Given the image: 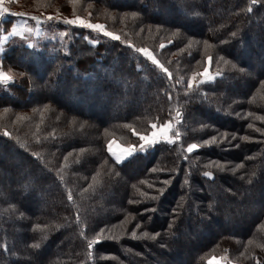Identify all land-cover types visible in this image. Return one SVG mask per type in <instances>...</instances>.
Listing matches in <instances>:
<instances>
[{
  "label": "trees",
  "instance_id": "16d2710c",
  "mask_svg": "<svg viewBox=\"0 0 264 264\" xmlns=\"http://www.w3.org/2000/svg\"><path fill=\"white\" fill-rule=\"evenodd\" d=\"M249 6L17 0L15 11L67 35L43 34L35 49L11 39L14 47L8 43L0 57L14 75L7 90L0 86V175L9 179L0 187V264H264V173H257L264 161V2L252 12ZM57 13L104 25L120 40L44 20ZM133 48L153 53L171 78ZM207 56L215 80L198 85ZM189 79L198 90L186 94ZM177 111L175 143L160 141L121 163L108 152L112 142L139 145L140 134L175 121ZM212 136L216 142L184 151ZM17 183L23 190L13 197ZM100 229L90 255L88 242ZM38 252L45 256L36 259Z\"/></svg>",
  "mask_w": 264,
  "mask_h": 264
},
{
  "label": "snow or ice",
  "instance_id": "6c2138e0",
  "mask_svg": "<svg viewBox=\"0 0 264 264\" xmlns=\"http://www.w3.org/2000/svg\"><path fill=\"white\" fill-rule=\"evenodd\" d=\"M72 2H75V0H72ZM262 2H264V0H250V6L247 8V11L252 12L251 5H255L258 3H262ZM6 12H8V9L3 7V0H0V15L4 14ZM11 15L22 16V15H25V13L13 12V13H11ZM89 15H91V13H89ZM132 15L135 16L136 13L133 12ZM31 19L35 20L38 24L42 22L40 17L33 16V17H31ZM61 19H63V23L65 25L76 26V27H80L83 29H90L92 31L102 33L104 37H109V38H111V40H120V36L114 34L113 32L107 31L105 29L104 25H101L98 23H91L89 20L82 18V17L75 15V14H74L73 18H67V17L61 18L59 13H57L55 16L48 15V16L44 17L45 21L55 20V21L59 22ZM12 29H13L12 32L9 33L10 36H15V35L23 36L24 32H31L32 31V29L27 28L25 25L20 26V31H17L16 25H13ZM66 35H67L66 32H61L60 33L61 39H63ZM232 35L234 36L235 33H232ZM84 39L89 40V37L84 36ZM5 40H6V37L0 35V43H3ZM90 43L92 45H95L98 43V40L91 39ZM169 43H171V41H169ZM205 45H206V47H210L207 44V41H205ZM128 46L133 47L130 43ZM28 47L31 48V47H33V45L29 44ZM164 47H165V44L161 43L160 48L163 49ZM133 50L135 52L142 53L147 58V60L151 61V63L153 65H155L157 68H160L161 71L167 73L169 78H171V73H169L168 70L163 67V65L157 60V58L155 57V55L153 53L149 52L146 48H133ZM211 62H212V57L207 56L206 61H205L206 67L204 68V71L199 74L200 77H202V79L198 81V85L203 84L206 81L215 80V77L209 73L208 65H210ZM225 62L227 63V61H225ZM139 67H140V65L138 64L137 68L139 69ZM241 71H243V69H241ZM258 71L264 72V64H262L260 66ZM19 75L23 76L24 73L21 72V73H19ZM13 82H14V75L11 73V69H9L8 71H5L2 63H0V86H3L5 88V90H7L8 86L10 84H12ZM193 83H194L193 79H189L187 81V86H188L189 92H186V94H190L191 91H197L198 90V85H197V89H195V90L193 89ZM261 83L264 84V81H261ZM169 100H171V96H169ZM44 107L47 108L48 106L45 105ZM176 117H177V119L175 121H171V120L166 121L162 125H159V126H157L156 124H152L151 127L153 128V131L151 132V134L150 135L149 134H140L139 140L141 143L139 145H136V146L129 145L127 148L121 149V152L123 153V155L114 153L112 150V144L111 143H109V145H108V151L113 154L117 163H121L126 157H131L137 152L146 153L148 148L154 147L157 143L160 142V140H164L170 144L175 143V139H179L180 134L178 131L174 132L173 125H174V123L179 124V121L181 118V113L179 111H177ZM249 127H251V125H249ZM258 131H259V129H258ZM218 135H219V133H218ZM224 135H227V133H225ZM2 136L8 138L9 140L12 139V134L7 129L2 131ZM173 136H175V139L173 138ZM219 138L221 140H223L224 136H219ZM233 138H235V137H233ZM244 139H250V138L244 137ZM216 141H217V136H212V137H210V139H204L200 143H189L187 145L186 149H184V151L186 153H194L195 151H197L201 147V144L207 146V145H210L211 143L216 142ZM20 147H24V145L21 144ZM185 158H187V157H185ZM65 159H67V157H65ZM240 166L241 165H238V167H240ZM221 170L223 171V168H221ZM203 175L205 177H208L209 179L212 178V173H210V172H204ZM185 182L187 183V181H185ZM163 183L168 184L169 182L167 180H165V181H163ZM159 191L162 194L164 189H160ZM142 195H144V194H142ZM68 199L70 201L72 200L71 194H69ZM152 199H156V197L153 196ZM129 203H132V201H129ZM76 219H77V223H79V221H80L79 213H77ZM136 227L139 228L140 225L137 224ZM171 227H172V224L169 223V228H171ZM103 232H104V229H100V231L96 232L95 236L91 240H89L87 247L89 249L90 255H91V252L93 250V246L95 244L99 243L100 237H101ZM81 235H84L83 230L81 231ZM132 235L133 236L136 235L135 229H133ZM141 235L147 236L148 233H141ZM158 235H159V233H155V234H153L152 238L155 239V237ZM112 238L113 237H109V239H112ZM32 247L33 248H39L40 245L39 244H33ZM241 255H243V253H241ZM257 264H260V262L258 261Z\"/></svg>",
  "mask_w": 264,
  "mask_h": 264
},
{
  "label": "rangeland",
  "instance_id": "374dc122",
  "mask_svg": "<svg viewBox=\"0 0 264 264\" xmlns=\"http://www.w3.org/2000/svg\"><path fill=\"white\" fill-rule=\"evenodd\" d=\"M16 2H17V0H16ZM16 2L15 3H12L11 4V6L13 7V5L14 4H16ZM214 3V2H213ZM202 7V6H201ZM16 8V10H19L17 7H15ZM203 8V7H202ZM216 12H218L217 14H216V16L218 15V14H223L221 11H218V10H216ZM228 17V15L227 14H225V18H227ZM224 18V19H225ZM22 20V19H21ZM41 20L43 21V18H41ZM23 25H25L27 28H30V29H32L34 32L35 31H40V34L39 35H36V36H33L30 32H25V34L23 35V37H20V39H16V40H18V41H20V42H25V44H27V45H29V44H31V45H33V47H31V49H35V46H36V44H37V41L40 39V37L43 35V34H45V36L46 37H49V38H52V39H55L56 37V39H60V40H62L61 39V37H60V33L61 32H52V33H50V32H47L45 29H42V22L41 23H37V22H33V23H30V24H28V22L27 21H25V20H23ZM34 28H35V30H34ZM12 40H14V38H12ZM13 42H17V41H13ZM9 47H14V45H13V43H9V45H8ZM149 51V50H148ZM142 54V53H141ZM143 55V54H142ZM144 56V55H143ZM208 67H209V65H208ZM212 76H214L215 75V73H211V72H209ZM153 130V129H152ZM160 141H163V140H160ZM117 143V142H116ZM112 143V150H113V152L114 153H116V154H118V152L121 150V149H124V147L125 146H122V145H120L119 143ZM141 143V142H140ZM120 145V146H119ZM109 152V151H108ZM110 153V152H109ZM123 154V153H122ZM110 155L112 156V158L115 160V158H114V156H113V154L112 153H110ZM0 159L1 160H3V158L2 157H0ZM116 161V160H115ZM8 162H12V163H15L14 162V159L12 158V157H10L9 159H8ZM7 162V163H8ZM262 165H264V161L262 162V163H260V164H258V166H259V168H258V172L257 173H261V174H263L264 173V171H263V167H262ZM10 167L11 168H13L14 170L17 168V166L16 165H10ZM0 179H1V183H0V187H2V186H6L7 185V183L9 182L8 180L9 179H7V178H5L4 176H3V174H1L0 175ZM4 181V182H3ZM8 181V182H7ZM121 189H122V186L120 185V186H118V191H121ZM21 190H23V188L21 187V185L19 184V183H17L16 184V187H14L13 189H11V194H12V196L14 197L19 191H21ZM112 196H114V195H112ZM120 200H121V197H120V195H115L114 197H111V199H110V201H113L114 203H119L120 202ZM221 207H222V205H221ZM41 209H42V206H41ZM36 209H34V210H31V211H29L28 213H30V214H34ZM102 212V211H101ZM94 215H96V213H94ZM11 235H12V238L13 239H16V241H17V243H19V237L17 236V234L15 233V232H12L11 233ZM45 256V254H44V252L42 253V252H38V253H36L35 254V258L36 259H42V257H44ZM209 264H225V263H222L219 259H217V258H215V259H211L210 261H209Z\"/></svg>",
  "mask_w": 264,
  "mask_h": 264
},
{
  "label": "crops",
  "instance_id": "0c3cea01",
  "mask_svg": "<svg viewBox=\"0 0 264 264\" xmlns=\"http://www.w3.org/2000/svg\"><path fill=\"white\" fill-rule=\"evenodd\" d=\"M15 2H16V0H3V7L8 9V12L0 15V35L6 37V40L3 43H0V57L4 53V51L6 49V46L8 45L9 41L12 38L20 39V37H23V36H20V35L10 36L9 33L12 32V30H13L12 26L16 25L17 31H20V26L23 25V23H24L23 20L27 21L28 24L33 23L35 21V20L31 19V17H33V16H30V15H22V16H13V15H11V13H13V12L20 13L18 11H15L12 8V6H11V4L15 3ZM34 30H35V28H34ZM30 33L33 36H36V35L40 34V31H35L34 32L32 30ZM24 34H25V32H24ZM112 143H115V142H112ZM124 148H127V147H124ZM118 154L123 155L121 150L118 152ZM127 158L128 157H126L124 160H126Z\"/></svg>",
  "mask_w": 264,
  "mask_h": 264
}]
</instances>
